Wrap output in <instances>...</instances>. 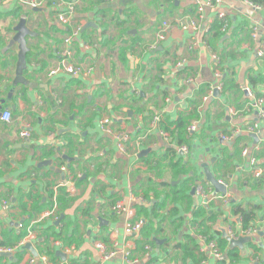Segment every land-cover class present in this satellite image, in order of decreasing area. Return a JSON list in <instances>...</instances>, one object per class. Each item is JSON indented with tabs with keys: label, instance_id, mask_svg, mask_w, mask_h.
Segmentation results:
<instances>
[{
	"label": "crops",
	"instance_id": "0c3cea01",
	"mask_svg": "<svg viewBox=\"0 0 264 264\" xmlns=\"http://www.w3.org/2000/svg\"><path fill=\"white\" fill-rule=\"evenodd\" d=\"M28 1L0 0V244L26 242L14 254L0 256V264H30V258L40 256L53 264H100L96 242L129 251L127 258L117 254L103 264H216L222 259L264 264V228L241 235L264 218V121H257L250 106L264 97V56L257 55L264 47V5L256 11L243 0H221L204 11L196 30H183L182 20L196 18L198 0H64L76 4L68 26L57 22L53 3L29 9ZM219 13L228 27L216 38L210 29ZM22 18L34 36L26 37L24 84L15 85L18 44L10 42ZM164 21L169 32L153 47ZM77 27L70 62L92 66V79L49 76L63 37ZM214 88L218 96H208ZM195 104L198 117L192 122L195 131L188 132L189 146L174 145L164 123L152 129L154 116L173 122ZM4 110L9 123L1 120ZM105 117L111 123L108 135L99 126ZM254 124L259 126L256 139L248 131ZM23 128L29 139L19 137ZM119 132L130 138L125 152L118 150ZM168 146L182 160L179 171L169 166V157L162 160ZM205 168L226 186L225 198L204 203L191 193L205 183ZM190 178L186 199H173L153 214L155 204L172 195L163 186L178 190ZM69 186L73 194L66 191ZM61 191L69 196L67 206L60 211L57 205L56 219L41 220ZM117 202L128 213H113ZM199 207L200 216L194 214ZM240 210L252 211L255 218L243 225ZM136 218L144 221L141 230L153 245L142 231L124 232ZM166 225L176 230L159 232ZM29 231L34 239H27ZM228 231L249 240L242 248H229ZM212 241L219 259L200 252ZM229 251L236 255L231 262Z\"/></svg>",
	"mask_w": 264,
	"mask_h": 264
},
{
	"label": "built area",
	"instance_id": "2783aa9c",
	"mask_svg": "<svg viewBox=\"0 0 264 264\" xmlns=\"http://www.w3.org/2000/svg\"><path fill=\"white\" fill-rule=\"evenodd\" d=\"M53 7L56 9V16H57V22L62 25V26H68L75 14V2H65L64 0H53ZM245 3H247V5L251 6L254 10L259 11L261 10V7L259 5L253 4L251 3L249 0H243ZM46 0H29L28 1V8L29 9H40L41 7L46 5ZM221 3V0H198L197 2V10H196V18L191 19V18H186L184 20H182L183 23H181V29L183 30H196L199 26V24L201 23V21L203 20V13L205 10L207 9H214V7L218 6ZM217 20L219 22H221V31L225 32V30L228 27V23L225 19V16L223 13H219L217 15ZM170 29V23L164 21L163 23H161V25L158 28L157 34H156V40L155 43L153 44V47H156V45H158L161 41H163ZM209 29V27H208ZM79 30L80 27H77L75 29H73L67 36L66 38L63 39L62 42V48L60 49V51L57 52V57H58V61L56 66H54L51 71L49 72V76H55V75H59V74H65L69 77L72 78H81L84 80H88L90 81L92 79L93 73H94V68L92 66H86V65H82V64H74L71 63L70 60L72 58V39L73 37L77 36L79 34ZM252 38L256 39L257 37V32L255 29H252L251 32ZM258 57H262L264 56V47L262 49H260L257 53ZM180 66V63L179 65ZM218 76V75H217ZM189 83L192 82L191 80L188 81ZM218 92V88H214V89H210L208 92V96H211L214 91ZM244 93L248 96L250 95V92L245 89ZM207 97L203 98V100H206ZM166 102H168V100H166ZM251 108H254L255 110V115L257 116V121L261 120L264 121V97H261L260 99H256L255 102H253L252 104H250ZM10 113L7 110H4L1 114V120L5 123H9L10 122ZM159 121V117L158 116H154L152 118V123H151V127L152 129H155L157 126V123ZM99 126L102 130V132H104V134L108 135L111 132L110 130V120L108 118H102V120L99 122ZM196 128V124L192 123L191 125H189L187 127V132L189 133H193L195 131ZM248 131L253 133H257L259 131V126L258 124H254L248 127ZM164 135V134H163ZM255 135V134H253ZM257 136V134H256ZM19 137L22 139H29L30 138V133L23 128L20 132H19ZM165 137V135H164ZM115 138H117V146H118V150L120 152H125V146L128 144L129 142V137L128 135L119 132L115 134ZM166 139V137H165ZM225 139V138H224ZM167 142V139H166ZM182 154H186L188 149L186 147H180L178 149ZM263 153V158H264V151H262ZM242 155L246 156L247 155V149H244L242 151ZM250 164L252 165L251 167L254 168L255 166V160H251ZM62 170H64V168H62ZM260 177V172L256 171L254 172V178H259ZM61 187L64 185L60 184L58 185V187ZM194 195L198 198H200L202 200V202L207 203L206 201L212 200L214 198H216L219 195H216L213 192V189L205 182V183H199L196 184L194 187ZM66 190V189H65ZM68 193L73 194L74 190L72 189L71 186H69L66 190ZM226 195L223 196V198H225ZM138 200L136 199V202ZM7 208V206H6ZM111 210L113 213L115 214H120V213H128V210L123 206V204L121 202H117L116 204H114L111 207ZM57 213V204L56 201L53 200V205L50 209H48V211H46L43 215L41 220L44 219H56V217H54ZM144 221L141 220L140 218H136L133 221H128L125 226H124V232L126 234H139L142 227H143ZM262 228H264V218L262 219H256L253 221L251 228L248 230H243L241 232L242 237L243 236H247L249 235L248 233H251L252 235L257 234ZM240 235V236H241ZM227 237L230 240H237L239 238H236L235 235H233V233H231L230 231H228L227 233ZM35 238V234L33 233V231H29V234L27 236V239H34ZM25 241H22L20 243H18L17 246L15 247H4L3 245L0 244V254H5V255H12L15 252H17L18 248L23 247L25 245ZM94 248L95 251L97 252L100 264H103L104 262L112 259L114 256H116L117 254L122 255L123 258H127L129 256V251L128 250H117L115 247L108 249L103 243L101 242H96L94 243ZM146 250L150 249L148 246L145 247ZM204 252L200 251L202 254H210L212 257L219 259L220 258V254L218 252V249L216 247V243L214 241L210 242L209 244H207L204 248ZM66 254V253H65ZM41 262L42 264H53V263H49L45 257H36V258H30V264H34L36 262ZM58 264V263H55Z\"/></svg>",
	"mask_w": 264,
	"mask_h": 264
},
{
	"label": "trees",
	"instance_id": "16d2710c",
	"mask_svg": "<svg viewBox=\"0 0 264 264\" xmlns=\"http://www.w3.org/2000/svg\"><path fill=\"white\" fill-rule=\"evenodd\" d=\"M65 1H68V0H65ZM249 1L251 3H253V4L262 5V6L264 5V0H249ZM53 2H54L53 0H46L45 3H46V5L47 4L50 5ZM220 28H221V22H219L218 20H216L215 23H214V25L210 29V32L213 34L214 37L217 38L218 36H220ZM251 81H254V80H251ZM161 95H162V98L164 100V98L167 96V93L165 91H163L161 93ZM138 99H139V97H137V98L135 97L134 98V101L135 100H138ZM197 109H198V105L197 104L193 105L192 107H190L189 111L181 112L178 115V117L173 122H170V121H168L165 118H162V119H165V120H162V119L159 120V122H158V125L159 126H160V124L162 126L163 123L167 126L165 128L162 127V129H164L163 131L169 133V135L171 137V142L174 145H176V146H182V145L185 146V145H188L189 146V144H188V138L189 137L188 136H190V135L187 132V127L192 122H194V120L197 119V117H198V111H197ZM165 121H167V122H165ZM173 146L166 147L165 154L162 157V160L163 161H167V157H169V161H168L169 166L172 169H175V168L179 167V169H178V171H179L180 168L182 167V160H181L180 157H177V153L178 152L175 150L176 148L173 147ZM178 171H176V172H178ZM185 175H187V174L185 173ZM193 179L192 178L186 179L185 182L183 183V187L179 188L178 190H177L178 186L171 187L169 184H166L165 186H163V187H167L168 189H170V193L172 195H170V196H167L166 195V198L163 199L162 201H160V203L157 202L155 204L153 210H152L153 214L156 213V215H157V213L159 211L166 210L167 209L168 202L169 201H173V199H176V198L186 199L187 196L185 195V192H186V190L190 189V187L192 186ZM153 187L154 186H151V189H153ZM53 194H54L53 192H50L49 193L50 200H51ZM144 196H147L146 195V192L144 193ZM68 197L69 196L67 195V193H65V191L62 192V195H60L58 197L56 196L57 205H58V208L60 209V211H63L62 210L63 207L64 206H67L66 203L68 202L67 201ZM202 211H203V208H200L199 207L198 212H195L194 214L200 216V214H202ZM169 213L170 212L168 211V214ZM238 213H239L238 216L241 218V222H242L243 225H245L246 223H248L249 221H251L252 219L255 218L254 213L252 211H243V210H240V211H238ZM149 223H150V225H152V222H149ZM165 227H166V229L161 227L159 229V232H163V230L166 231V232L167 231L173 232L174 230H176V229H174V230L169 229L168 228L169 226L167 227V225ZM146 230H147V228H146ZM144 232H145V228L142 231V236H143L144 239H147L148 240V238H146V236H144ZM20 236H23V234H20ZM148 243H150V244L153 245V242H151V241H149ZM222 243H223V241H222ZM173 248L174 249H177V248H179V246L178 245H175ZM180 248H182V247H180ZM186 251L187 250H185L183 252V256L186 253ZM228 255H229V258H230V259L228 258L229 261L230 260L233 261L234 258L236 257V255L234 254L233 251H229ZM183 258H185V256ZM216 264H230V263H228L224 259H222V260L218 261Z\"/></svg>",
	"mask_w": 264,
	"mask_h": 264
},
{
	"label": "water",
	"instance_id": "95a60500",
	"mask_svg": "<svg viewBox=\"0 0 264 264\" xmlns=\"http://www.w3.org/2000/svg\"><path fill=\"white\" fill-rule=\"evenodd\" d=\"M14 36L12 41L10 42L11 44L13 43H17L18 44V60H17V65H16V72H15V80H14V84H24V80L22 78V74L23 71L26 69V54L28 52V48L26 47V37L29 36H34V33L30 32L29 29L26 26V21L25 19H20L17 23V25L14 27ZM218 92L215 90L213 93V96L217 97L218 96ZM219 98V97H218ZM252 138L256 139V135H251ZM149 150L147 151H142L139 156H142L143 154H146L147 152H149ZM67 158V157H65ZM56 173L60 174L62 177V180L65 182V179L63 178V174L60 171H56ZM203 175H204V182H206L212 189L213 192L216 195H222L224 196L227 192V188L226 186L223 184V182L217 180L214 175L212 173H210V171L205 168L203 171ZM194 189L192 188L191 193L193 194ZM60 220H57L55 224H59ZM223 236L226 237V235ZM229 241V248H234V247H238V248H242L243 244H245L249 239L247 238H240L237 240H230L228 239V237L226 238ZM156 241V240H155ZM158 243H160L161 241H157ZM25 249H28L29 251H31V253H33V255H35L36 253L34 252V250L32 249V246L30 244H27ZM0 256L3 257H8V255L5 254H0ZM56 256L60 257L61 259L64 260V255H62L60 252H56Z\"/></svg>",
	"mask_w": 264,
	"mask_h": 264
},
{
	"label": "rangeland",
	"instance_id": "374dc122",
	"mask_svg": "<svg viewBox=\"0 0 264 264\" xmlns=\"http://www.w3.org/2000/svg\"><path fill=\"white\" fill-rule=\"evenodd\" d=\"M66 38V37H63V39Z\"/></svg>",
	"mask_w": 264,
	"mask_h": 264
}]
</instances>
